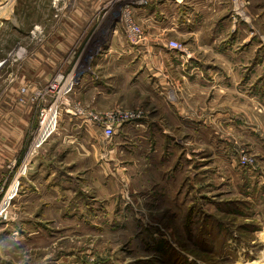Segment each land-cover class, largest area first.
I'll use <instances>...</instances> for the list:
<instances>
[{
  "label": "crops",
  "instance_id": "1",
  "mask_svg": "<svg viewBox=\"0 0 264 264\" xmlns=\"http://www.w3.org/2000/svg\"><path fill=\"white\" fill-rule=\"evenodd\" d=\"M87 1L90 7L81 4L80 14L88 9L89 15H97L104 7ZM109 5L112 12L114 4ZM132 16L143 34L139 38L127 36L123 21L110 17L112 32L103 40L104 48L92 54V69L82 72L76 68L78 79L69 100L79 103L71 105L87 111L143 107L150 113L145 121L136 122L137 126L119 125L107 139L99 126L85 115L72 113L71 106L65 105L57 130L34 158H27V136L29 140L35 131L28 132L33 124L32 108L19 107L17 88L7 92L0 84L5 89L2 93L0 89V180L8 184L19 177L13 209L18 201L28 204L41 199L45 204L43 209L22 211L23 216L11 211L9 219L0 223L5 224L13 239L18 240L19 231L26 233V238L39 234L44 222L51 221L45 218L63 219L67 214L70 217L73 209H67V200L86 195L78 190L80 182L88 180L86 188L99 187L107 196L121 182L115 173L136 168L140 184L141 180L144 184H159L160 181L152 180L172 177L171 168L163 164L180 154H185V161L193 169L196 152L192 145L194 141L199 144L200 139H206L202 145L213 146L219 137L229 136L237 152L247 142L253 150L264 147V124L259 117V112H264V64L261 66L258 61L264 58V0H139ZM84 20L83 26L95 24L88 18ZM104 20L102 17L99 22ZM116 22L121 24L122 32L115 28ZM85 38L81 36V42ZM49 39L50 46L53 40ZM66 41L58 45L64 54ZM169 41L180 42L184 48L170 49ZM57 42H61L60 37L54 41ZM17 74L16 80L21 78ZM259 124L263 129H259ZM134 136L139 139L138 160L136 167H132V162L127 168L121 159V147ZM54 139H58L57 161L47 149ZM61 147L63 151H59ZM205 154L198 159L199 170L208 168ZM24 164L27 173L21 174ZM83 172L85 176L79 175ZM196 174L201 177L199 171ZM194 175L189 178L194 180ZM18 217L35 219L18 226ZM36 223L41 225L35 227ZM17 245H5L0 240V264H35L30 255L17 257ZM45 263L76 264L47 255L38 264Z\"/></svg>",
  "mask_w": 264,
  "mask_h": 264
},
{
  "label": "rangeland",
  "instance_id": "2",
  "mask_svg": "<svg viewBox=\"0 0 264 264\" xmlns=\"http://www.w3.org/2000/svg\"><path fill=\"white\" fill-rule=\"evenodd\" d=\"M85 1L0 0V84L8 89L7 92L12 87L17 88L18 106L32 108L33 124L28 132L35 131L29 140L27 136L24 151H28L27 158H34L36 151L41 149L29 153L39 126L40 110L54 98V94H48L51 84L58 77H70L75 86L78 79L76 68L82 72L92 69V54L104 48L103 40L112 32L109 18L116 21L120 18L127 36L130 33L129 20L142 29L132 16V9L137 4L128 7L122 4L124 1L130 3V0H114L115 3L90 0L104 5L93 16L89 15L91 10L88 9H83L80 14L81 4L90 7ZM109 4H114L112 12ZM102 17L105 20L100 23ZM84 18L95 24L83 26ZM117 24L115 28L122 32L121 24ZM81 36L86 37L82 42ZM59 37L61 42L54 43ZM48 38L53 40L50 46ZM64 39H69L62 49H67L65 54L58 49ZM258 61L263 66L264 58ZM75 62L77 67H74ZM16 74L21 78L14 79ZM0 89L1 93L5 91ZM71 93L67 96L69 104H79L69 100ZM123 109L142 110L145 118L140 122L145 121L150 113L143 107ZM259 117L260 123L264 124V112H259ZM260 128L263 129L259 124ZM204 140L200 139L199 144L194 141L192 145L199 153L193 154L196 159L193 169L185 161V154H180L177 159L171 158L163 164L165 168H171L169 174L171 172L172 177L153 179L152 182L160 181L153 185L144 184L143 180L140 184L136 168H128L132 162H135L132 167H136L139 152V139L131 137L125 147H121V159L128 170L115 173L121 182L112 187L111 195L105 196L99 187L86 188L88 180L80 182L78 190L86 195L77 196L71 202L67 200V209H73L70 217L67 214L63 219L45 218L51 221L42 223L44 227H40L39 234L26 238V233L19 231L18 240L9 235L8 228L5 229L2 223L0 240L5 245L18 243L14 247L17 257L22 259L30 255L35 264L41 263L46 255L50 259L59 256L62 261L76 264H264V147L253 150L247 142L237 152L229 136L219 137L213 146L202 145ZM57 148L58 139L47 146L50 157L54 156L53 161L58 160ZM244 153L252 159V166L240 163ZM204 154L208 155L204 162L208 168L199 170L201 162L198 159ZM83 174L85 176L84 172L79 175ZM129 174L132 176L127 180ZM193 174L194 180H191L189 177ZM40 200L28 204L18 201L16 209H13L12 201L9 216L11 211L23 216L22 211L45 208ZM33 219L18 217L15 221L20 226V223ZM37 224L41 225L36 223L34 226Z\"/></svg>",
  "mask_w": 264,
  "mask_h": 264
},
{
  "label": "built area",
  "instance_id": "3",
  "mask_svg": "<svg viewBox=\"0 0 264 264\" xmlns=\"http://www.w3.org/2000/svg\"><path fill=\"white\" fill-rule=\"evenodd\" d=\"M113 3L114 0H113ZM122 4L125 7L130 6V4H138V1L132 2L130 0V3L128 1H124ZM131 5V6H132ZM240 15V14H239ZM129 24V35L130 36H141L143 34V30L140 27H136L133 25L131 20L128 22ZM182 43L177 41H169L168 47L170 49L175 50H182ZM74 88V80L73 78H66L65 77H58L53 81V83L50 86L48 94L51 92V94H54V98L51 101L49 105H44L40 110V120H39V126L37 131L34 134L33 140H32V147L29 151V153H33L36 148H40L43 143H45L50 136L57 130L59 125V120L61 117L62 112L64 111L65 105H70L67 99V96L71 93V91ZM65 99V102L63 101ZM72 113L75 114H82L87 117V119L92 122L93 124L99 126L102 131L103 135L106 138H111L115 134V128L119 125H123L124 123H136L140 122L145 118V113L140 109H123V108H115L111 110L106 111H93V110H85L81 108L80 106L76 105H70ZM43 135L40 139V136ZM40 139V141H39ZM39 141V142H38ZM240 163L243 166H252V159L244 153L241 156ZM27 172V165L24 164L21 169V174H26ZM17 180V190L14 193V196L12 197L11 201L2 208L3 203L5 201V198L11 189L12 184ZM20 187V180L19 177L12 180L10 183L6 184L5 181H0V223L2 221L9 219V206L11 205L14 198L17 196L19 192ZM2 208V209H1Z\"/></svg>",
  "mask_w": 264,
  "mask_h": 264
},
{
  "label": "bare ground",
  "instance_id": "4",
  "mask_svg": "<svg viewBox=\"0 0 264 264\" xmlns=\"http://www.w3.org/2000/svg\"><path fill=\"white\" fill-rule=\"evenodd\" d=\"M42 136L43 135L40 136V139H41ZM40 139H39V141H40ZM16 190H17V180L12 184L11 189L9 190V192H8L6 198H5V201L3 203L2 208H4L5 206H7V204L11 201V199L14 196V193H15Z\"/></svg>",
  "mask_w": 264,
  "mask_h": 264
}]
</instances>
